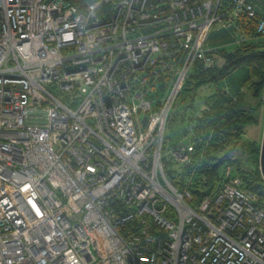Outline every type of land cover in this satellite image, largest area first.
Instances as JSON below:
<instances>
[{
	"label": "built area",
	"instance_id": "2783aa9c",
	"mask_svg": "<svg viewBox=\"0 0 264 264\" xmlns=\"http://www.w3.org/2000/svg\"><path fill=\"white\" fill-rule=\"evenodd\" d=\"M264 39V0H0V264H264V207L228 164L194 201L193 123L167 147L207 39Z\"/></svg>",
	"mask_w": 264,
	"mask_h": 264
},
{
	"label": "trees",
	"instance_id": "16d2710c",
	"mask_svg": "<svg viewBox=\"0 0 264 264\" xmlns=\"http://www.w3.org/2000/svg\"><path fill=\"white\" fill-rule=\"evenodd\" d=\"M228 41L224 31L210 33L207 42L213 66L204 71L196 67L183 88L184 91L190 83L197 90L214 85L211 92L200 96L199 106L194 104V97L187 107L189 112L180 115L183 132L188 122L194 124L189 138L194 145V170L172 159L165 160V169L170 181L178 187L184 186L193 172L187 188L197 201L217 191L223 169L231 164L242 187L257 193L264 207V180L258 161L260 142L250 136L258 132L260 118L262 122L264 116V39L246 45ZM226 44L232 48H226ZM175 119L172 111L169 125ZM253 125L257 128H252Z\"/></svg>",
	"mask_w": 264,
	"mask_h": 264
},
{
	"label": "rangeland",
	"instance_id": "374dc122",
	"mask_svg": "<svg viewBox=\"0 0 264 264\" xmlns=\"http://www.w3.org/2000/svg\"><path fill=\"white\" fill-rule=\"evenodd\" d=\"M224 46L226 48H229V49L232 48L228 44H226ZM212 87H214V85L210 84L209 86H207V85L201 86L197 90L195 84H193V83L186 85L185 90L179 95V97H178V99L174 105V108H173V112L176 114V119L173 123H170V125L168 124L166 127V130H165V137L168 138V141L166 142L167 147L175 144L177 141H179L181 139V137L183 135V131H182L183 128H182V125L180 123L181 113L184 112L185 114H187L189 112L187 107L190 104L191 100H193L194 97H195L194 98V104L199 106L200 96L203 95V93L207 94V93L211 92ZM262 118H263L262 122H261V118L259 121L260 125L258 128V132L255 134V131H254V133L250 134L251 137H255V139H257L259 142L261 141V136H262L261 130H263L264 116ZM251 127L257 128L256 125H253ZM260 127H261V129H260ZM248 129H250V127ZM259 130H260V132H259Z\"/></svg>",
	"mask_w": 264,
	"mask_h": 264
},
{
	"label": "water",
	"instance_id": "95a60500",
	"mask_svg": "<svg viewBox=\"0 0 264 264\" xmlns=\"http://www.w3.org/2000/svg\"><path fill=\"white\" fill-rule=\"evenodd\" d=\"M259 170L262 176V179L264 180V122H263V130H262V136L260 141V149H259Z\"/></svg>",
	"mask_w": 264,
	"mask_h": 264
}]
</instances>
